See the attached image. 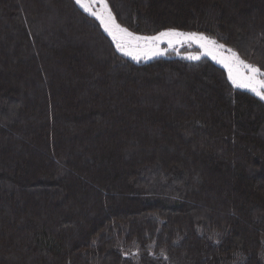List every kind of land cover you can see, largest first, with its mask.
Wrapping results in <instances>:
<instances>
[{
	"label": "trees",
	"instance_id": "1",
	"mask_svg": "<svg viewBox=\"0 0 264 264\" xmlns=\"http://www.w3.org/2000/svg\"><path fill=\"white\" fill-rule=\"evenodd\" d=\"M107 2L264 71V0ZM0 264H264V102L208 59L136 64L74 0H0Z\"/></svg>",
	"mask_w": 264,
	"mask_h": 264
},
{
	"label": "snow or ice",
	"instance_id": "2",
	"mask_svg": "<svg viewBox=\"0 0 264 264\" xmlns=\"http://www.w3.org/2000/svg\"><path fill=\"white\" fill-rule=\"evenodd\" d=\"M75 2L85 12H89V14L93 15L100 21L105 32L111 36L118 52L124 56L137 60V62H139L141 53L147 54L153 47L158 46V44L164 40H167L170 45L173 40H177L180 43H196L201 49H205L209 55H211L213 51H227L231 53L230 59L238 67L234 73L233 67L227 62L224 63V66L228 68L229 71V81L234 87L246 89L259 97L261 100H264V79L258 78L264 77V72H261L259 67L240 60L238 54L233 52L231 49H225L223 44H217L215 40L209 39L202 34H197L195 32L184 33L171 29L160 32L156 36H137L130 32L127 28L121 27L118 23H116L115 18L107 6L106 0H75ZM97 3L102 6L103 11H90V8ZM199 58V56L187 57L189 60H199ZM213 58L215 59V56H213ZM239 66H242L248 74L244 75L241 73L239 71Z\"/></svg>",
	"mask_w": 264,
	"mask_h": 264
},
{
	"label": "rangeland",
	"instance_id": "3",
	"mask_svg": "<svg viewBox=\"0 0 264 264\" xmlns=\"http://www.w3.org/2000/svg\"><path fill=\"white\" fill-rule=\"evenodd\" d=\"M75 1V0H74ZM107 2V0H106ZM76 3V2H75ZM107 5H108V8L110 9L113 17L115 18V21L118 23L114 13L112 12V9L110 8L108 2H107ZM78 6V5H77ZM101 5L100 4H96V5H93L91 8H90V11H96V12H99V10L101 9ZM78 8L84 13L86 14L87 16L91 17V18H94L92 17L91 14H89V12H85L81 7L78 6ZM99 24L100 26L102 27V30L103 32L110 38V40L112 41L113 43V40L112 38L108 35L107 32H105L104 30V27L101 25L100 21L97 20L96 18H94ZM121 27H124L122 26L120 23H118ZM40 29V27H38ZM126 28V27H124ZM129 30V29H128ZM172 30H176V29H172ZM130 32L134 33L135 35L137 36H156L158 35L159 33L155 34V35H142V34H137L131 30H129ZM167 31V30H165ZM176 31H179V32H184V33H192V32H189V31H182V30H176ZM163 32V31H162ZM197 34H202L206 37H208L209 39H212V40H215L217 42V44H223L225 46V49H231L233 52H235L236 54H238L237 51H235L233 48L225 45L223 42L219 41L218 39L216 38H212L210 36H208L207 34L205 33H202V32H195ZM115 49H116V46L115 44L113 43ZM117 51V50H116ZM118 52V51H117ZM226 53L230 54L229 52L225 51ZM120 55H122L120 52H118ZM212 55V54H211ZM211 55L207 54L206 50L205 49H201L196 43H192V42H184L182 44H179V45H170L167 41H164L162 43H159L158 46L156 47H153L151 51H149L147 54H144V53H141L140 54V59H139V62H137V60H134L132 59L131 57H128V56H124L126 58H128L129 60H132L134 61L136 64H139V63H148V62H151L155 59H159V58H183L187 61H199V60H203V59H208L210 61H212L214 64H216L217 66H219L220 68H222L226 74H227V77L229 79V71H228V68H226L224 66V63H220L219 61H217L216 59H214ZM188 56H199V60H189L187 59ZM238 57L240 58V60H243L244 62L248 63V64H251L249 62H247L246 60H244L239 54H238ZM252 65V64H251ZM234 68V67H233ZM261 72H264L261 70ZM248 74V73H247ZM261 79H264V77H259ZM236 88V87H234ZM236 89H240V88H236ZM240 90H243V91H246V92H249L251 94H253L252 92L246 90V89H240ZM254 95V94H253ZM256 96V95H255ZM259 98V97H258ZM264 102V100H262ZM136 252L135 250L133 249H128L126 248L125 249V252H124V255L127 256V257H136Z\"/></svg>",
	"mask_w": 264,
	"mask_h": 264
},
{
	"label": "bare ground",
	"instance_id": "4",
	"mask_svg": "<svg viewBox=\"0 0 264 264\" xmlns=\"http://www.w3.org/2000/svg\"><path fill=\"white\" fill-rule=\"evenodd\" d=\"M101 11H103L102 7H101V9L99 10V12H101ZM116 23H117V22H116ZM164 41H167V40H164ZM164 41H162V42H164ZM162 42H160V43H162ZM167 42H168V41H167ZM179 44H182V43H180V42L177 41V40H173V42H172L171 45H179ZM211 56H212V57L215 56V59H216L217 61H219L220 63H222V62H223V63H225V62L229 63L230 66L234 67V68H233L234 73H235V71L237 70V67H238V66H236L235 63L230 59V57H231V53L228 54V53H226L225 51H219V52H217V51H213ZM239 71H240L241 73H243L244 75H247L246 71L242 68V66H239ZM258 78H259V77H258ZM259 79H261V78H259Z\"/></svg>",
	"mask_w": 264,
	"mask_h": 264
},
{
	"label": "water",
	"instance_id": "5",
	"mask_svg": "<svg viewBox=\"0 0 264 264\" xmlns=\"http://www.w3.org/2000/svg\"><path fill=\"white\" fill-rule=\"evenodd\" d=\"M108 6V5H107ZM92 17H94L93 15H92ZM95 18V17H94ZM111 37V36H110Z\"/></svg>",
	"mask_w": 264,
	"mask_h": 264
}]
</instances>
